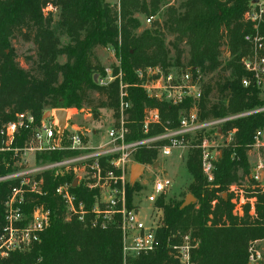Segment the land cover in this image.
<instances>
[{"label":"trees","instance_id":"trees-1","mask_svg":"<svg viewBox=\"0 0 264 264\" xmlns=\"http://www.w3.org/2000/svg\"><path fill=\"white\" fill-rule=\"evenodd\" d=\"M162 1L118 0V12H114L105 0H56L55 6L60 10L57 25L69 39L68 45L61 46L51 29V17L43 13L46 0H0V129L14 122L19 114L28 112L39 122L45 110H80L84 106L93 110L108 108L118 118L121 91L126 94L124 102L130 104L125 112L129 129L127 141L176 129L179 117L190 108L191 102L171 106L149 98L138 86L135 74L136 70L146 67L172 68L165 33L173 38L170 46L176 68L193 67L204 75L220 70L229 72V77L221 76L214 85L204 82L198 104L201 120L223 118L264 106L258 98V89L244 88L241 84L244 77H249L240 61L249 49L243 37L253 33L252 25L243 20L250 0H184L178 7L166 8L161 26L154 22L150 29L137 34L140 28L137 15L155 17ZM162 28L165 33L161 32ZM260 32L264 35V25ZM16 34L35 46V56L25 61L29 69H23L16 61L11 46ZM224 41L232 59L222 67L219 55ZM182 44L187 47L185 64L181 61ZM107 45L119 52L122 76L118 77L119 69L114 67V81L100 86L94 82V76L105 74L95 61L94 50ZM61 56L66 58L64 64L57 61ZM213 90L225 103H210L208 97ZM93 94L101 99L95 102ZM147 109H156L160 121L151 126L148 135H143L141 124ZM263 127L264 112L223 124L222 133L236 131L232 142L221 149L214 162L212 183L202 175L200 151H189L186 159L191 178L188 194L194 197V203L181 209L184 199H159L156 206L163 213L162 225L157 231L159 244L152 253L138 257L132 264H172L170 248L187 234L195 245L191 255L195 264H248L250 244L264 241V193H250L249 197L255 198L254 214L249 212L247 204L239 216L233 213L228 190L240 179L239 171L248 177L246 154L256 132ZM23 143L24 138L15 140L13 147L20 148ZM72 154L52 152L39 159L53 162ZM7 155L9 153L0 154V176L10 172L13 161H9V167L3 163ZM156 157L155 149L140 148L134 162L152 165ZM101 165L106 168L104 160ZM64 182L72 184V175L54 177L51 172L43 173L44 196L27 195L22 210L28 215L36 205H44L51 213L50 226L29 253H11L3 264H123L121 235L115 226L91 229L75 218L64 220V207L54 195L56 186ZM13 185L0 183V229L3 202ZM134 190L140 191L136 183L126 189L129 206ZM70 191L89 213L98 192L81 184L71 186Z\"/></svg>","mask_w":264,"mask_h":264},{"label":"built area","instance_id":"built-area-1","mask_svg":"<svg viewBox=\"0 0 264 264\" xmlns=\"http://www.w3.org/2000/svg\"><path fill=\"white\" fill-rule=\"evenodd\" d=\"M151 19L147 20V23ZM243 20L250 23L253 33L246 34L243 41L248 45L250 52L241 58L242 68L249 77H244L241 84L244 88L250 86L260 90L264 87V35L259 32V27L264 24V5L258 0H250L248 9L243 15ZM108 72V71H107ZM140 80V88L149 98L165 102L171 106H179L189 100L190 108L178 119L176 129H165L161 134L145 136L141 140L127 141L129 133L127 127L126 110L128 103L124 102V93L120 92V103L117 123L112 124L106 130L104 143L95 147L86 146L83 137L76 131L69 132L67 146L60 145L62 133H55V128L50 124L38 127L34 134L35 158L39 163L35 168L9 172L0 176V183H14L3 202V225L0 229V264L11 253L27 254L40 243L41 235L49 228L51 222L50 210L44 205H36L27 215L23 212L27 195L37 197L44 196L43 173L51 172L54 177L72 175L73 183H61L54 189V195L59 198L65 210V221L75 218L84 224L86 216L90 214L93 219L88 222L91 229L105 230L115 226L121 235L123 264H132L138 257L152 253L158 246L157 231L162 225V209L156 206L159 199L170 196L173 183L164 176L157 178L151 185V191L145 200L150 203L148 216L142 217L139 211L141 198L135 197L138 191H133L130 206L127 204L126 189L134 187L135 180H131V167L135 163L134 155L140 148L155 149L157 157H171L174 152L178 157L192 149L200 151V163L202 175L208 183L214 180V162L221 154L220 151H212L205 133L220 135L221 127L228 121L264 112V106L238 114L228 115L223 118H211L201 120L199 115V101L202 97L204 74L193 67L168 68L165 71L161 67H146L135 71ZM110 79L116 77L110 76ZM113 77V78H112ZM123 87V86H121ZM56 111V110H53ZM32 115L19 114L16 120L7 123L0 129V136L5 139V145L0 147L4 152L7 143H11L18 130L25 125L34 123ZM159 113L156 109H147L144 112L141 131L148 135L151 126L159 124ZM236 129L228 132L227 146L233 140ZM220 133V134H219ZM196 138L200 142L190 141ZM252 147H264L262 130L254 137ZM72 152L74 154L64 157L59 161L42 162L39 157L52 152ZM14 163L16 159L13 157ZM104 160L105 167L101 165ZM6 165V163H5ZM144 170L146 165H141ZM142 170V172H143ZM142 174V173H141ZM34 176L33 178H30ZM264 166L258 161L248 180L254 181L260 192L264 193ZM83 185L89 190H96L98 195L96 202L88 213L83 203L76 200L71 193V186ZM243 191L237 185L231 184L228 193L232 196L233 213L242 215V206L249 205L254 212L255 198L244 197ZM141 195V194H140ZM173 198V197H171ZM103 207V208H101ZM251 212V214H254ZM195 248L193 239L189 234L182 236L177 243L171 246L170 256L172 264H195L192 260V251ZM248 264L262 263L259 252L253 248L248 249Z\"/></svg>","mask_w":264,"mask_h":264},{"label":"rangeland","instance_id":"rangeland-1","mask_svg":"<svg viewBox=\"0 0 264 264\" xmlns=\"http://www.w3.org/2000/svg\"><path fill=\"white\" fill-rule=\"evenodd\" d=\"M55 1L56 0H46L43 13L51 17V20H52L51 29L54 31L56 37L59 39L60 45L66 46L69 44V39L66 35H64L60 31L57 25L60 10L57 6H55ZM183 1L184 0H163L160 5V11L157 13L155 17H146L144 15H137V18L139 19V22H140V28L138 29L136 33L138 34L146 29H150L153 26L154 22H158L161 26V22L163 20L162 15L164 11L166 10V8L169 6L178 7ZM261 1L264 4V0H261ZM105 2L110 5V7L112 8L114 12L115 11L118 12V0H105ZM148 19H151L149 23H147ZM116 25L118 26L119 22H117ZM263 25L259 27V32ZM161 32L165 33V30L162 28ZM164 35H165L164 37L165 43L170 50L169 59L171 62V67L176 69L177 66H173V60L175 58V54L170 46V43L172 42L173 38L167 35L166 33ZM11 46L14 50L16 61L19 63L20 67H22L23 69H29L30 67L26 64L25 61L27 58L29 57L33 58L35 56L34 44L31 41L24 39L21 35L16 34L11 39ZM181 49L184 51L181 61L183 62V64H185L188 58L187 47L184 44H182ZM249 52H250V49H248V51L245 53L244 56H246ZM94 58H95V61L104 69V74H105L104 76L102 75L96 76L97 77L96 82L100 86H107L111 82L114 81V79H110L111 78L110 76H113L112 69L114 67L119 69L117 74H118V77L121 78L122 76V73L120 70L121 69L120 68L121 59H120L119 52L114 47L107 45V46L96 48L94 50ZM231 59H232V56L229 55L226 41H224L223 44L221 45L220 55H219V61H221L222 67L225 66ZM57 61L59 64H64L66 62V58L65 56H61L57 59ZM221 76L222 78H227L229 77V72L228 71L222 72V70H220L210 75H204V82L206 83L209 82L211 85H214L215 82H217ZM137 80H138V86L141 85L140 80L138 78ZM125 95L126 94L124 93L123 99ZM92 97H94L95 102L101 99L95 94H93ZM258 98L260 101L264 102V87L259 90ZM208 100L210 101L211 104L225 103V99L223 97L221 98V96L216 90H213L210 93ZM128 105L130 107L129 103ZM64 111L66 113V117H65V125L62 131H60L59 129L58 119L55 116V111L53 110L43 111L42 117L39 122L34 121V123H31V124H28L26 122L25 125H28V127H24L21 130L17 131L14 140L11 143L9 142L7 143L8 148H6L4 152H0V154L9 153V155L6 156L7 160L4 159L3 163H6L5 166L9 167V161H13L10 166V172H17V171L26 170V169H32V168H35V165L39 164L35 162V160L36 161L38 160V157L35 158L34 134H35L36 129L43 124L53 125V127L55 128V133L57 134L59 133V135H60V132H63L62 133L63 137L61 138V142H60V145L62 147L67 146L68 144L67 136L69 132H72V131H76L77 133H79V135L83 137V140L86 146L95 147L96 145L100 143H104V137H105L107 128L111 126L112 124L117 123L116 122L117 118H115L114 116V111L108 108H101V109L93 110L89 107L84 106L80 110L70 109V110H64ZM24 114L30 115V113L28 112ZM260 130H262V136L264 137V127ZM203 136H205V138L208 140V144L214 147L212 148V151L216 149H217L216 151H220L221 149L227 147L228 132L222 133L220 135L213 134V133H205L204 135H202V137ZM22 138H24V143L22 147L20 148L13 147L15 140L19 141ZM190 141L197 142L196 138L191 139ZM3 145H5V139H3L0 136V147H2ZM188 153L189 151L184 152L181 155V157H178V153L176 152H174L171 157H167V158L158 156L156 157L152 165H146L142 174L136 175L135 179H133V181L135 180V183L140 186V192L138 190L139 193H137L135 197H137L138 199L141 198V205L139 206V211L142 217L148 216L149 214V208L151 207V205L150 203L146 202L145 198L147 194L151 191V185L154 183V181L157 178H163L164 176H166L167 178L171 179L173 183V186L171 190L169 191L170 196L166 197V200L171 197H173L175 201H179L181 199L185 200L186 197L190 195L188 194V186L191 182V178L186 169V159H187ZM246 155H247L248 164H249V174L251 173V170L253 169L254 165L258 161L262 162L264 166V147L256 148V147H252L251 145V147L248 148ZM13 157L16 159L15 163H14ZM134 164H137V163H134ZM238 175L240 179L235 184L237 185L239 190L243 191L242 193L244 197H249L250 193L254 191L255 192L259 191V189L256 187L257 184L254 181L248 180L247 176H242L241 171L238 172ZM33 177L34 176H31L30 178H33ZM263 182H264V177H263ZM224 195L226 197V194ZM95 202H96V199H95ZM244 207L245 206H242L241 208L242 213L244 211ZM249 212L251 213L253 211L249 209ZM87 216L88 218L86 217L85 223L82 224L84 226H86L88 222L93 219V217L90 214H88ZM249 248H253L256 252H259L261 255L262 261L264 262V241L253 242L250 244Z\"/></svg>","mask_w":264,"mask_h":264},{"label":"water","instance_id":"water-1","mask_svg":"<svg viewBox=\"0 0 264 264\" xmlns=\"http://www.w3.org/2000/svg\"><path fill=\"white\" fill-rule=\"evenodd\" d=\"M257 1V0H256ZM97 75L94 76V82H96V77ZM55 116L58 119V126L60 131H62L64 125H65V117H66V113L64 110H56L55 111ZM142 166L138 165V164H133L131 167V173H130V178L131 180L135 179L136 175L141 174L142 173ZM139 177V176H138ZM225 197V195H224ZM195 201L194 197L191 195H188L186 197V199L183 201L182 205H181V209L189 206L191 203H193Z\"/></svg>","mask_w":264,"mask_h":264},{"label":"crops","instance_id":"crops-1","mask_svg":"<svg viewBox=\"0 0 264 264\" xmlns=\"http://www.w3.org/2000/svg\"><path fill=\"white\" fill-rule=\"evenodd\" d=\"M258 2H259V3H262V1H261V0H258ZM262 4H263V3H262ZM263 5H264V4H263Z\"/></svg>","mask_w":264,"mask_h":264}]
</instances>
